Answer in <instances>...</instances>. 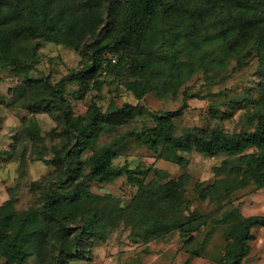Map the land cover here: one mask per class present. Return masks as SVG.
<instances>
[{
	"label": "trees",
	"instance_id": "16d2710c",
	"mask_svg": "<svg viewBox=\"0 0 264 264\" xmlns=\"http://www.w3.org/2000/svg\"><path fill=\"white\" fill-rule=\"evenodd\" d=\"M49 42L77 50L81 66L58 83L49 76L31 80L28 72L38 50ZM227 59L235 60L233 72L258 59L257 84L225 103L250 106L251 125L240 132L225 131L220 123L181 127L178 119L188 100L198 97L188 92L180 108L167 112H153L140 102L112 101L105 111L93 102L77 115L66 97L67 84L85 95L112 81L138 99L150 92L176 94L195 74L208 75ZM7 67L30 91L25 107L58 120L53 137L64 138L65 144L46 161L58 171L32 185L40 188L34 207L17 209L14 196L0 205V258L6 264L92 261V245L106 242L120 227L146 246L178 232L188 247L207 224L230 225L218 264H247L253 230L264 228V215L244 217L234 207L233 195L264 189V0H0V68ZM219 112L211 104L210 113ZM147 113L154 120L140 131L98 145L104 132ZM26 134L40 146L41 129L34 124L15 135L14 147ZM129 138L143 141L158 159L184 170L186 153L224 156L213 168L214 181L197 183L195 191L201 201L227 202L212 213L191 210L187 174L169 179L154 166L114 165L118 148ZM151 174L155 177L149 180ZM121 177L137 189L126 203L89 186L90 181L112 183ZM190 255L200 257L199 251ZM192 258L185 264H192Z\"/></svg>",
	"mask_w": 264,
	"mask_h": 264
},
{
	"label": "rangeland",
	"instance_id": "374dc122",
	"mask_svg": "<svg viewBox=\"0 0 264 264\" xmlns=\"http://www.w3.org/2000/svg\"><path fill=\"white\" fill-rule=\"evenodd\" d=\"M81 62L82 56L74 48L49 42L39 48L37 62L29 70L28 77L39 81L49 76L52 83H58L72 70L79 68ZM226 62L224 67L209 70L208 75L204 72L195 74L176 94L167 96L150 92L138 99L124 84L112 81L111 84L104 85L102 91L94 89L85 95L77 92V85L67 84L66 97L77 115L85 114L93 102H97L105 111L112 101L118 105L140 102L153 112H167L180 108L184 102V93L188 92L198 97L188 100V109L178 119L181 127H214L220 123L225 131L240 132L251 125L250 114L246 112L250 106L234 108L225 103L257 84L258 76L254 72L258 59L252 60L237 72H233L235 60L227 59ZM12 69L0 68V205L14 196L15 207L26 210L38 203L40 188L32 185L50 178L58 171L46 161L54 157V151L65 144V139L53 137L60 123L50 113H35L25 107V98L30 91L25 89ZM211 104L219 107L218 116L210 113ZM153 120L150 113L138 115L129 124L104 132L98 145L118 139L127 132L140 131ZM34 124L41 129L40 146L35 145L34 140L26 134L17 147H14L15 135ZM117 151L118 157L114 161L116 166L128 164L133 169L139 165L154 166L168 173L169 179L187 174V195L191 200V210L212 213L227 202V198L212 203L201 201L199 192L195 191L197 183L204 182L207 185L214 181L213 168L221 164L224 156L212 158L198 152L186 153L189 163L184 170L176 163L158 159L148 144L135 138L126 140ZM90 154L86 153L84 157L88 158ZM152 177L155 175L151 174L148 179ZM89 186L94 193L109 194L125 203L137 190L125 177L112 183L90 181ZM233 199L234 207L244 217L264 215V189L237 191ZM229 229V224H207L200 232L195 233V242L184 247L178 232L165 241L152 242L146 246L140 241H133L130 229L120 227L111 233L106 242H95L92 245V261H72L70 264H185L192 258L190 251L200 253V257L192 258V264H218V259L225 251L226 233ZM253 234L255 239L250 243L251 252L247 264H264V228H255ZM0 264H6L5 260L0 258ZM28 264L38 263L31 260Z\"/></svg>",
	"mask_w": 264,
	"mask_h": 264
}]
</instances>
